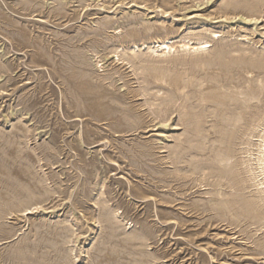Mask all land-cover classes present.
<instances>
[{
	"label": "rangeland",
	"instance_id": "rangeland-1",
	"mask_svg": "<svg viewBox=\"0 0 264 264\" xmlns=\"http://www.w3.org/2000/svg\"><path fill=\"white\" fill-rule=\"evenodd\" d=\"M262 135L264 0H0V264H264Z\"/></svg>",
	"mask_w": 264,
	"mask_h": 264
},
{
	"label": "bare ground",
	"instance_id": "bare-ground-1",
	"mask_svg": "<svg viewBox=\"0 0 264 264\" xmlns=\"http://www.w3.org/2000/svg\"><path fill=\"white\" fill-rule=\"evenodd\" d=\"M157 42V45L155 46V47H160V48H162V50H163V52H169L170 50H172L171 48H172V46L173 45H170L169 43L170 42H168L167 40H163V41H161V40H157L156 41ZM205 43H207V41H202V42H199V44H198V46H193V50H201V49H203L204 47H206L207 45H205ZM184 46H186V44H184ZM135 47H137V46H135ZM174 49V48H173ZM153 51H155V49H152ZM132 51V50H131ZM135 52V51H134ZM156 54V53H155ZM158 55V54H157ZM260 137H262L261 139H262V141H264V135H262V136H260ZM263 146H264V144H262ZM259 147H260V145H259ZM261 151H263L262 149H260ZM259 153H260V151H259ZM262 153V152H261ZM263 156L264 155H261V157L259 156L257 159H258V161L259 162H262V160H263ZM259 168H261V170H264V166H259ZM262 182V181H261Z\"/></svg>",
	"mask_w": 264,
	"mask_h": 264
}]
</instances>
